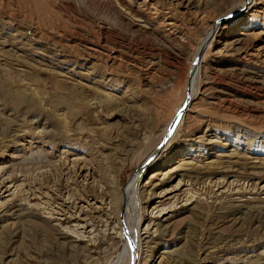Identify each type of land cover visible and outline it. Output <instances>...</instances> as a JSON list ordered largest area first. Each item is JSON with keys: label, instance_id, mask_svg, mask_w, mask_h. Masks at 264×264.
<instances>
[{"label": "rangeland", "instance_id": "obj_1", "mask_svg": "<svg viewBox=\"0 0 264 264\" xmlns=\"http://www.w3.org/2000/svg\"><path fill=\"white\" fill-rule=\"evenodd\" d=\"M145 162L137 264H264V0H0V264H108Z\"/></svg>", "mask_w": 264, "mask_h": 264}, {"label": "bare ground", "instance_id": "obj_2", "mask_svg": "<svg viewBox=\"0 0 264 264\" xmlns=\"http://www.w3.org/2000/svg\"><path fill=\"white\" fill-rule=\"evenodd\" d=\"M252 1H254V0H250V3H252ZM225 23H226V21L224 22V24ZM215 29L216 28H214L213 32L204 40V42L202 44L200 51L203 52V55H202L203 57L207 54V51L209 50L208 49L209 46H212L213 41L216 39L217 32H219L218 29H216V30ZM203 57H201L198 61H195L193 64V68H192V72H191V76H190V81H189V85H188L189 86L188 90L190 92L189 96L186 97V100L183 103V105H181L180 108L177 110L176 118H175V120H173L170 123V126H169L170 128L164 132V134H163L164 136H162V137L160 136L161 139L163 138L161 141L164 140L163 141L164 144L162 146L166 145V147H167L168 143L167 144L165 143V139H166L165 137H167L168 141L170 138H173L175 132L177 131V128L179 127V126L177 127V125H178L180 118L182 117L183 111L186 109L187 105H189V101H191V97L194 98L197 94L198 85H199V82L201 79L200 76H201V71H202V58ZM181 121H182V119H181ZM157 154H158V152H157ZM146 165H147V163L145 162L135 172V175L132 177V179L129 182V185L125 191L124 201L121 200L122 201V208H123V209H121V210H123V213H122L123 219H120V221H119V222H121L120 223L121 228L119 227L121 232L118 233L117 235H119V237L123 241V247L124 248H123L122 252L119 253L116 256V258L112 259L108 264H137L138 259L140 258L139 254H138V247H137V242H138L137 237L139 236V233H140L139 230H140V222H141L140 221L141 217L139 216L140 195H139L138 189H139V181L141 178L140 173L146 167ZM1 171L3 172L2 169H1ZM13 178H14L13 175H11L10 178H8L7 180H4V183L1 182L2 185H4L6 181H9V180L13 181ZM180 191H181V188L176 190V192H180ZM176 196H178V195H176ZM190 199H191V197H190ZM188 201H190V200H188ZM124 211H125V213H124ZM87 216H89V215H87ZM87 216H86V218H87ZM84 222H85V220H84ZM88 225H89V223H88ZM108 225L109 224H107V226ZM94 226H95V224H94ZM109 226H111V224ZM77 227H79V226H77ZM85 227H86V224H85ZM111 229H112V231H116V229H117L116 224L113 227H111ZM110 234H112V232ZM104 235H105V233H104ZM112 240H113V238H112Z\"/></svg>", "mask_w": 264, "mask_h": 264}, {"label": "water", "instance_id": "obj_3", "mask_svg": "<svg viewBox=\"0 0 264 264\" xmlns=\"http://www.w3.org/2000/svg\"><path fill=\"white\" fill-rule=\"evenodd\" d=\"M234 16V14H232V15H229V16H227V17H223V18H221V20H225V18H231V17H233ZM220 22V21H219ZM219 22H217L216 24H218ZM202 55H203V52L202 51H200L199 53H198V55L196 56V58H195V61H198L201 57H202ZM194 61V62H195ZM189 90H188V94H187V96H189Z\"/></svg>", "mask_w": 264, "mask_h": 264}]
</instances>
